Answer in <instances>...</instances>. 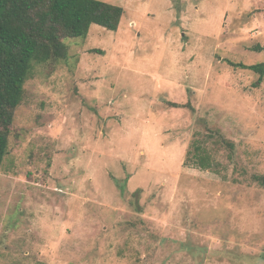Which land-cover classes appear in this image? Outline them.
Segmentation results:
<instances>
[{
	"label": "rangeland",
	"instance_id": "rangeland-1",
	"mask_svg": "<svg viewBox=\"0 0 264 264\" xmlns=\"http://www.w3.org/2000/svg\"><path fill=\"white\" fill-rule=\"evenodd\" d=\"M102 1L118 30L25 84L0 264H264V80L230 63L264 62V0ZM202 147L218 171L191 162Z\"/></svg>",
	"mask_w": 264,
	"mask_h": 264
},
{
	"label": "trees",
	"instance_id": "trees-1",
	"mask_svg": "<svg viewBox=\"0 0 264 264\" xmlns=\"http://www.w3.org/2000/svg\"><path fill=\"white\" fill-rule=\"evenodd\" d=\"M124 13L122 7L102 0H0V172L9 154L16 110L35 65L67 60L66 40L87 38L93 25L117 31ZM230 63L264 80V62L251 66ZM208 132L216 138L215 146H223L232 159L234 143L217 131ZM197 152L188 160H196L200 169L218 171L220 164L204 147ZM256 181L264 187L263 176Z\"/></svg>",
	"mask_w": 264,
	"mask_h": 264
}]
</instances>
